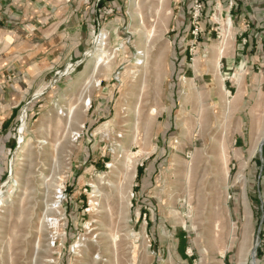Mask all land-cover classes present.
Segmentation results:
<instances>
[{"label":"rangeland","instance_id":"rangeland-1","mask_svg":"<svg viewBox=\"0 0 264 264\" xmlns=\"http://www.w3.org/2000/svg\"><path fill=\"white\" fill-rule=\"evenodd\" d=\"M240 2L122 0L80 61L19 111L0 264H264V135L255 164L240 153L250 139L236 140L264 92L260 74L232 70L246 43ZM158 159L150 197L138 169Z\"/></svg>","mask_w":264,"mask_h":264},{"label":"crops","instance_id":"crops-1","mask_svg":"<svg viewBox=\"0 0 264 264\" xmlns=\"http://www.w3.org/2000/svg\"><path fill=\"white\" fill-rule=\"evenodd\" d=\"M122 4V0H0V180L16 145L14 125L19 111L39 99L55 77L63 74V67L80 61L96 30ZM233 11L239 12L242 36L246 38L240 49L243 66L232 68L233 73L260 74L264 88V0H241L240 8ZM256 62L263 67L253 70ZM9 75L15 77L12 83L8 82ZM243 99L240 95L234 102L239 105ZM262 100L248 112V132L242 122L236 138L238 148L247 139L252 142L250 150L240 153L249 156L253 164L257 141L264 135V92ZM155 162L146 161L141 170L143 188L150 197L161 185L156 179L161 160Z\"/></svg>","mask_w":264,"mask_h":264},{"label":"bare ground","instance_id":"bare-ground-1","mask_svg":"<svg viewBox=\"0 0 264 264\" xmlns=\"http://www.w3.org/2000/svg\"><path fill=\"white\" fill-rule=\"evenodd\" d=\"M104 36H105V34L104 33H102L101 34V36H98L99 37V39H98V37H97V39L96 40H99V42H100V44H99V47L97 48L98 50H99V55H102V53H103V49H102V46H103V44H104ZM160 54H158V59H157V61H160L161 63H160V67L157 69V73L158 74H161L162 73V57H163V52H159ZM98 55V58H97V60L94 62V64H93V70L95 71L96 70V68L99 66V64L101 63V61L103 60V57H101V56H99ZM88 102H85V105L87 104ZM85 107V106H84ZM77 115V114H76ZM67 118H66V123H65V129H66V127L68 126V124H70V122L71 121H73V119L75 118V113H74V111H73V108L71 107L70 108V110H69V112L67 113ZM57 121V120H56ZM151 121H152V119H150V118H148V120H147V122H145V124H146V127L148 128L149 126H150V124H151ZM55 123V122H54ZM75 123H76V121H75ZM255 123V122H254ZM64 126V125H63ZM62 126V127H63ZM257 126V125H256ZM61 127V128H62ZM59 128V127H58ZM150 128V127H149ZM257 131V130H256ZM66 132V131H65ZM255 132V131H254ZM24 126H22V127H20L19 128V137H18V143L19 144H21V143H23L24 142ZM13 165H12V169H11V175H13V173H14V170H13ZM0 195H1V190H0ZM0 201H1V198H0ZM242 247V246H241ZM242 249H243V247H242ZM241 252H242V250H241ZM242 254V253H241ZM105 264H117V263H115L114 262V260H112V261H108V262H105ZM118 264H125V263H123V260L122 259H120L119 261H118Z\"/></svg>","mask_w":264,"mask_h":264},{"label":"trees","instance_id":"trees-1","mask_svg":"<svg viewBox=\"0 0 264 264\" xmlns=\"http://www.w3.org/2000/svg\"><path fill=\"white\" fill-rule=\"evenodd\" d=\"M141 170H142V168L140 167V168L138 169V171H139V175H140V173H141Z\"/></svg>","mask_w":264,"mask_h":264},{"label":"water","instance_id":"water-1","mask_svg":"<svg viewBox=\"0 0 264 264\" xmlns=\"http://www.w3.org/2000/svg\"><path fill=\"white\" fill-rule=\"evenodd\" d=\"M263 142H264V140L262 141L261 146H262Z\"/></svg>","mask_w":264,"mask_h":264}]
</instances>
